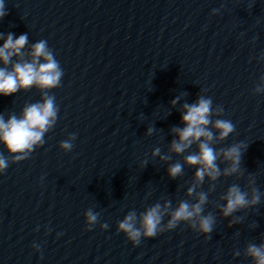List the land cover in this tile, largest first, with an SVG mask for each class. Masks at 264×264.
Masks as SVG:
<instances>
[{"label":"water","instance_id":"1","mask_svg":"<svg viewBox=\"0 0 264 264\" xmlns=\"http://www.w3.org/2000/svg\"><path fill=\"white\" fill-rule=\"evenodd\" d=\"M5 3L0 33L28 35L25 59L46 40L64 76L47 90L59 114L44 144L19 163L0 144L11 162L0 175V264H255L247 249L264 245V95L254 91L264 86V0ZM44 95L33 87L0 96V114L19 117ZM200 96L222 106L235 125L213 146L248 145L240 172L203 183L185 161L197 145L182 155L171 150L184 104ZM72 135L73 149L63 150ZM157 148L168 159L154 156ZM176 163L183 171L173 179L168 169ZM218 165L222 173L230 166L222 157ZM234 184L250 199L258 188L261 201L225 217L223 196ZM202 192L203 214L215 218L207 236L183 222L134 246L118 230L129 213L139 218L170 203L166 226L181 202L195 204ZM89 209L99 215L91 231Z\"/></svg>","mask_w":264,"mask_h":264},{"label":"clouds","instance_id":"2","mask_svg":"<svg viewBox=\"0 0 264 264\" xmlns=\"http://www.w3.org/2000/svg\"><path fill=\"white\" fill-rule=\"evenodd\" d=\"M7 14L5 0H0V21H3ZM0 40L4 41L0 45V63L4 65L0 67V96H13L22 89L29 90L33 87L45 91L43 102L27 105L21 116L13 114L6 120L4 115L0 114V144L4 145L12 155L11 162L19 163L28 159L38 146L44 144L45 134L58 119L59 109L55 97L47 95V90L61 86L64 71L46 40H41L32 46L29 54L31 59H25L24 49L28 44L26 33L19 37L9 33L6 39L4 34L0 33ZM254 91L256 95H264V86H257ZM178 102L179 97L172 101L174 106ZM223 114V107H214L211 97L200 96L196 103L184 104L182 113L184 127L173 128V133L178 137L171 144L174 153L182 155L193 145L198 147V152L187 155L185 161L190 166H197L196 179L200 183H203L206 176L215 181L222 174L231 176L241 171L242 157L248 145L239 142L219 150L213 146L215 141L226 140L235 131L233 122L223 118ZM213 116L217 118L213 120ZM213 129L216 131L214 132ZM153 132L154 129H148L149 135ZM75 139L74 135L70 136L61 143L60 147L65 151H71ZM153 155L168 159L166 156H161L159 148L155 149ZM221 157L230 165L223 173L218 165ZM11 162L8 156L0 152V175L6 172ZM146 164L147 161L145 166ZM182 171L183 165L180 163L168 169L173 179L180 176ZM194 191L195 187L189 189V195ZM249 196V192L242 190L238 184L232 185L223 196L227 201L226 206L222 207L223 215L228 217L241 209L259 204L262 193L258 188H253L251 199ZM207 199V195L202 192L195 204L181 202L179 207L171 212V218L166 226L163 224V219L171 207L170 203L163 208L160 204H156L139 218L135 212H131L118 223V230L124 233L134 246H139L144 238H155L160 233L174 230L183 222H191L193 229L207 236L212 233L215 224V218L211 214H203ZM85 217L87 228L91 231L98 223L99 215L89 209ZM101 228L108 230L109 225L103 223ZM33 247L37 252L41 250L37 244H33ZM247 253L255 260V264H264V245L252 244L248 247Z\"/></svg>","mask_w":264,"mask_h":264}]
</instances>
